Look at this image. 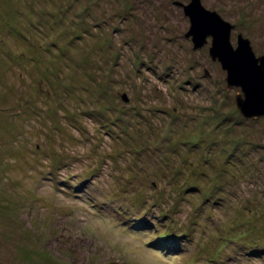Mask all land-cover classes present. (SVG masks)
Here are the masks:
<instances>
[{"label":"rangeland","instance_id":"374dc122","mask_svg":"<svg viewBox=\"0 0 264 264\" xmlns=\"http://www.w3.org/2000/svg\"><path fill=\"white\" fill-rule=\"evenodd\" d=\"M175 1L0 0V264H264V115Z\"/></svg>","mask_w":264,"mask_h":264},{"label":"water","instance_id":"95a60500","mask_svg":"<svg viewBox=\"0 0 264 264\" xmlns=\"http://www.w3.org/2000/svg\"><path fill=\"white\" fill-rule=\"evenodd\" d=\"M184 13L190 18L186 35H191L194 46L200 47L212 36L209 47L213 59L217 58L227 70L229 85H240L236 95L237 106L246 116L264 115V54L256 55L250 39L239 33L237 46L230 35L233 23L226 20L217 10L206 7L201 0L183 2ZM123 98L128 100L126 94Z\"/></svg>","mask_w":264,"mask_h":264},{"label":"trees","instance_id":"16d2710c","mask_svg":"<svg viewBox=\"0 0 264 264\" xmlns=\"http://www.w3.org/2000/svg\"><path fill=\"white\" fill-rule=\"evenodd\" d=\"M215 185H216V187L220 186V182L215 183ZM197 187H198V186H195V188L199 191V187H198V188H197ZM215 190H216V189H215ZM216 192H218V193H217V196H218V194L221 193L219 190H216ZM202 193H206V195H207V197L209 198V200H210L211 195L214 196V197H213L214 202H217V200H218V201L220 200V198H218V197L216 198V196H215L214 194H211V193H209V192H206V191H203V190H202ZM222 194H223V193H222ZM217 203H218V202H217ZM221 203H222V202H221ZM137 218H142V219H143V223L146 222L145 215L142 216V217H137Z\"/></svg>","mask_w":264,"mask_h":264},{"label":"bare ground","instance_id":"6f19581e","mask_svg":"<svg viewBox=\"0 0 264 264\" xmlns=\"http://www.w3.org/2000/svg\"><path fill=\"white\" fill-rule=\"evenodd\" d=\"M215 59H217V58H215Z\"/></svg>","mask_w":264,"mask_h":264}]
</instances>
